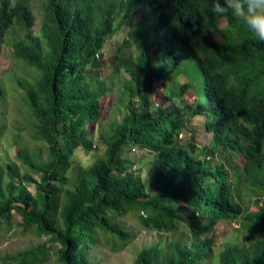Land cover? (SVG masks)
Instances as JSON below:
<instances>
[{
	"label": "trees",
	"instance_id": "1",
	"mask_svg": "<svg viewBox=\"0 0 264 264\" xmlns=\"http://www.w3.org/2000/svg\"><path fill=\"white\" fill-rule=\"evenodd\" d=\"M144 8L155 23L137 54L122 55V45L107 61V40ZM211 8L212 0H43L37 35L31 0H0V48L11 36L16 56L39 73L35 85L21 87L43 144L19 148L24 173L16 163L0 165L1 220L11 225L17 213L25 231L51 235L60 264H92L89 250L101 232L127 237L116 219L128 214L147 230L171 234L183 223L189 236L143 248L135 264H264V43ZM122 71L127 103L99 135L103 156L73 166L78 150L96 148L107 76ZM159 86L165 106L151 99ZM6 96L0 78V135ZM193 117L212 133L208 147L183 142ZM137 146L153 152L154 193L126 156ZM245 191L261 203L256 210L243 209ZM223 220H240L246 241L216 256L214 231ZM48 248L7 259L35 264Z\"/></svg>",
	"mask_w": 264,
	"mask_h": 264
},
{
	"label": "rangeland",
	"instance_id": "2",
	"mask_svg": "<svg viewBox=\"0 0 264 264\" xmlns=\"http://www.w3.org/2000/svg\"><path fill=\"white\" fill-rule=\"evenodd\" d=\"M43 0H31V5L35 13L34 31L40 34L42 24L41 6ZM148 8V7H147ZM144 8L139 10L134 18L132 26H124L115 36L110 37L105 44V58L107 61L115 55L123 45L122 55L135 56L143 43V39L149 36L155 23V16L150 13V9ZM226 25L223 19L221 26ZM15 41L11 36H7L5 42L0 48V78L4 81L7 96L3 105L4 114L1 120L3 127L0 135V165L7 163H16L21 173L26 171L20 158L17 157L19 148H27L28 151L39 149L43 146L35 133V119L31 114L25 100V93L21 86L35 85L39 78V73L35 68L30 67L24 61L19 59L15 54ZM109 73V68H107ZM110 88L103 98V120L97 126L95 134L92 136L94 143L97 145L92 150L80 149L73 157V166H88L96 158L102 157L106 145L100 140V133L107 132L115 120L122 118L128 95L124 93V83L129 80V75L122 71L120 74H108L107 76ZM185 81L186 77H180ZM22 82V83H21ZM159 91L151 96L152 101L163 106L168 104L165 99V93L159 86ZM192 134L182 135L183 142L188 143L194 140L196 145L208 147L211 143L212 133L208 132L204 126L203 120L199 117H193L189 120ZM129 156L135 163L134 170L142 175L148 191L155 192L152 184L153 174L155 172L154 156L152 151H148L137 146L133 151H128ZM237 161L243 165L244 158L242 155L237 156ZM38 178L37 175H34ZM18 181L21 177H18ZM28 189L35 191L34 184H27ZM239 201L244 210H256V197L253 193L245 191L242 193ZM20 216L15 213L12 224L9 225L0 219V264H16L7 258L21 251L36 247L43 243L48 244L46 259H39L35 264H60L58 261L57 250L59 244L52 242L51 235H39L35 229L25 231L19 224ZM122 230L127 233V237L120 239L109 233H100L97 242L90 247L89 259L92 264H135L137 254L143 248L157 244L158 242L166 243L169 239L181 237L184 241L188 240V232L185 224L181 223L180 230L176 234L160 232L156 230L145 229L140 222L137 214H128L116 219ZM217 242L214 245V254H220L230 243L245 242L246 233L241 226L240 220H223L215 231ZM208 264H220L219 259L209 261Z\"/></svg>",
	"mask_w": 264,
	"mask_h": 264
},
{
	"label": "clouds",
	"instance_id": "3",
	"mask_svg": "<svg viewBox=\"0 0 264 264\" xmlns=\"http://www.w3.org/2000/svg\"><path fill=\"white\" fill-rule=\"evenodd\" d=\"M211 11L222 18L230 14L264 43V0H212Z\"/></svg>",
	"mask_w": 264,
	"mask_h": 264
}]
</instances>
